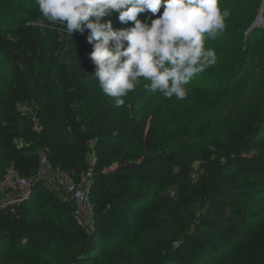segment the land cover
Here are the masks:
<instances>
[{"label": "trees", "instance_id": "trees-1", "mask_svg": "<svg viewBox=\"0 0 264 264\" xmlns=\"http://www.w3.org/2000/svg\"><path fill=\"white\" fill-rule=\"evenodd\" d=\"M114 14L102 20L125 25ZM40 18L42 24L33 22ZM261 32L255 29L254 36ZM90 52L89 44L69 36L62 24L35 12L0 33V54L12 74L0 109V148L16 176L33 178L31 194L39 198L49 192L44 181L35 178L42 152L51 167L75 183L92 153L87 183L90 229L72 215L71 203L54 198L80 242L75 264H95L91 253L97 250V238L116 242L134 227L150 233L145 264H196L199 255L218 253L222 256L213 264H264V215L248 214L240 205L257 200L258 190L264 195V107L227 125L224 144L212 147L176 134L158 146L142 109L120 125L122 109L101 97ZM54 58L61 62L57 88ZM141 79L135 98L149 108L161 93L148 90L150 81ZM23 104L32 105L34 114L21 110ZM83 105L90 107V123L80 118ZM207 106L205 91L196 90L193 115ZM130 142L143 145L141 156L121 152V145ZM251 150L258 154L246 155ZM130 183H151L158 193L144 201ZM62 231L51 218L32 220L23 200L0 204V238L8 244L47 248ZM113 259L114 264H140L125 246L114 248Z\"/></svg>", "mask_w": 264, "mask_h": 264}, {"label": "rangeland", "instance_id": "rangeland-1", "mask_svg": "<svg viewBox=\"0 0 264 264\" xmlns=\"http://www.w3.org/2000/svg\"><path fill=\"white\" fill-rule=\"evenodd\" d=\"M219 8L221 12L225 9L230 10V16L225 18L226 27L222 32L217 33L215 39H208L206 36L204 42L205 49L212 48L215 51L216 63L191 78L185 86L188 92L183 100H178L175 96L169 99L161 93L152 106L144 108L145 103L135 98L136 89L129 92L127 96L121 98L124 104L119 106L122 109L120 125L127 123L136 110L142 109V115L146 117V128H153L156 145L159 146L164 137L182 134L190 139L203 140L215 147L225 143L224 130L227 125L238 124L252 110L262 111L264 107V0H219ZM162 11L163 7H161ZM33 12L41 14L35 0H0V33L6 32L21 20L29 18ZM114 15L117 16L118 13L115 12ZM145 15L149 13L140 14L138 19L143 20ZM33 22L42 24L43 21L40 18ZM130 26L131 22H128L122 26L113 25V28L122 29ZM255 29H262L258 38L254 36ZM72 34L88 43L87 31L84 34L73 31ZM89 49L92 50L90 44ZM59 65L61 62L54 58L52 66L55 88L58 84ZM92 66L95 65L92 63ZM11 79L10 64L0 54V109ZM198 89L205 91L208 106L199 116H194L195 91ZM100 94L102 98L107 96L102 90ZM109 98L113 100L112 104L115 106V98ZM20 109L34 114V108L30 104L20 105ZM79 115L85 123H90L92 117L89 116V106L83 105ZM262 131L264 133V122ZM121 152H127L131 157H139L143 153V145L139 142L125 143L121 145ZM256 154H258L257 150H251L246 155ZM92 161V153L89 152L80 175V182L88 183L91 177L89 166ZM192 167L194 175H198L200 171L197 163H194ZM48 177L41 178L49 190L47 194L36 198L32 196L31 189L26 194H20L15 186L16 173L11 163L4 158L0 148V204L15 199L23 200L29 208L32 220L51 218L63 230L57 240L47 248L37 246L30 249L24 244L11 245L0 238V264H75L73 255L77 253L80 242L73 235L64 210L58 207L54 200L56 198L64 200L67 204L70 203L67 182L72 179L64 176L51 179ZM130 185L132 191L140 194L147 202L152 201L158 193V187L151 183L145 185L130 183ZM258 195L257 200L241 202L240 205L248 214L263 216L264 195L260 190ZM170 196L171 194H168V199ZM82 221L81 226L89 230L91 212L86 213ZM149 239L150 233L140 231L137 227L116 242L97 238V250L91 253L92 262L114 264V248L125 246L136 256L140 264H145L148 259ZM222 250L225 251V249ZM218 256L221 257V253L214 256L199 255L196 264H213Z\"/></svg>", "mask_w": 264, "mask_h": 264}, {"label": "clouds", "instance_id": "clouds-1", "mask_svg": "<svg viewBox=\"0 0 264 264\" xmlns=\"http://www.w3.org/2000/svg\"><path fill=\"white\" fill-rule=\"evenodd\" d=\"M44 18L63 25L71 36L84 34L92 46L89 58L94 76L104 94L122 106L129 92L141 83L171 99L183 100L191 78L216 63L212 48L205 49V37L215 39L222 32L230 10L221 12L219 0H35ZM161 7L163 11L161 12ZM118 13L122 24L114 29L110 20ZM144 19H138L140 14ZM160 13V15H156ZM155 17V18H153Z\"/></svg>", "mask_w": 264, "mask_h": 264}, {"label": "built area", "instance_id": "built-area-1", "mask_svg": "<svg viewBox=\"0 0 264 264\" xmlns=\"http://www.w3.org/2000/svg\"><path fill=\"white\" fill-rule=\"evenodd\" d=\"M49 176L48 178L64 176L69 177L66 173L58 168L51 167L47 156L44 152L40 156V165L35 175L36 179ZM33 178L17 177L16 179V191L20 194H26L31 187ZM87 183L73 182L70 180L67 182V189L70 193V203L72 207V215L77 219L79 224H83L82 219L86 213L91 212L92 204L87 193Z\"/></svg>", "mask_w": 264, "mask_h": 264}]
</instances>
